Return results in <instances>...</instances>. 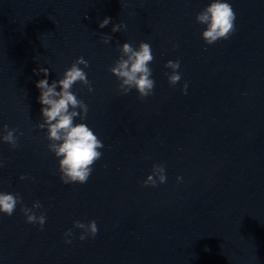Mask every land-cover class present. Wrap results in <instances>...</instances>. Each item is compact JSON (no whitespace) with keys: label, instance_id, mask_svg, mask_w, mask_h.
Instances as JSON below:
<instances>
[{"label":"water","instance_id":"water-1","mask_svg":"<svg viewBox=\"0 0 264 264\" xmlns=\"http://www.w3.org/2000/svg\"><path fill=\"white\" fill-rule=\"evenodd\" d=\"M228 2L236 31L209 46L196 15L211 0H0V130L19 129L18 148L0 142V192L47 216L41 230L20 205L0 213V264H264V0ZM117 23L126 30L113 33ZM141 42L155 58L144 100L109 71L118 47ZM80 57L94 91H72L104 147L87 183L65 185L36 127L45 77L34 70L48 68L51 84ZM170 60L181 64L175 87ZM154 164L167 181L143 187ZM76 220L98 234L80 241Z\"/></svg>","mask_w":264,"mask_h":264},{"label":"clouds","instance_id":"clouds-1","mask_svg":"<svg viewBox=\"0 0 264 264\" xmlns=\"http://www.w3.org/2000/svg\"><path fill=\"white\" fill-rule=\"evenodd\" d=\"M236 14L228 0H211V3L196 15V22L204 25L202 38L206 45H214L220 40H227L235 31ZM110 17H105L99 23L101 29L111 23ZM127 25L123 23L114 24L112 32L126 30ZM112 41L111 35H104L102 42L109 44ZM174 47H179L175 45ZM120 57L109 68V71L119 81V92L128 95L132 90H136L141 100L147 99L154 94L155 81L151 78L153 73L150 68L154 61L151 45L141 42L138 48H134L129 43H124L118 47ZM90 67L88 61L83 57L78 58L71 67L66 70L63 77L53 80L49 83L48 68H39L34 70L35 75L43 74L44 79L36 83L40 92L38 103L42 105L41 120L36 127L40 130H46V139L48 140V151L53 153L59 161L60 180L63 184H85L89 180L94 165L102 158L100 151L104 144L94 133V131L85 123L87 120L89 107L81 99H78L72 91L77 83L87 88L88 92L94 91L91 81H89L86 72L80 67ZM171 73H165L170 86L175 87L182 79L179 73L181 67L180 61H168L165 66ZM59 89V90H58ZM188 84L185 83L182 92L186 95ZM77 118L81 121L76 123ZM19 129H9L4 125L0 130V142L10 145L12 150L19 147V136L16 133ZM20 135H23L21 132ZM4 163L0 160V168ZM21 180L28 179L27 176H21ZM182 177H177L178 182H182ZM166 169L163 164H154L152 173L147 176L143 182V187H158L166 183ZM20 205V211L26 217L28 224H38L43 230L46 224L47 216L45 211H41L43 205L35 201L32 207L24 205L23 197L18 194H8L0 192V213L11 217ZM73 227L81 231L80 241H85L89 237L94 238L98 234L96 221L83 223L79 220L74 221ZM66 244L72 243L74 233L71 229L64 233Z\"/></svg>","mask_w":264,"mask_h":264}]
</instances>
